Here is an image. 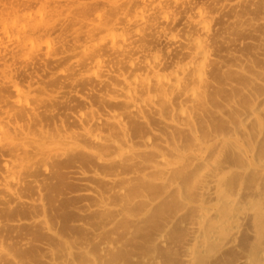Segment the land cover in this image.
Masks as SVG:
<instances>
[{
	"label": "rangeland",
	"instance_id": "obj_1",
	"mask_svg": "<svg viewBox=\"0 0 264 264\" xmlns=\"http://www.w3.org/2000/svg\"><path fill=\"white\" fill-rule=\"evenodd\" d=\"M259 97L264 0H0V264H264V179L221 180L257 199L240 228L222 214L217 239L198 249L186 227L198 212H183V199L199 200L209 173L239 165L231 147L213 150L209 173H175L181 193L138 179L166 178L139 166L155 160L148 145L167 155L190 142L161 117L190 112L187 125L213 144ZM263 104L262 130L248 120L234 143L257 159Z\"/></svg>",
	"mask_w": 264,
	"mask_h": 264
},
{
	"label": "bare ground",
	"instance_id": "obj_2",
	"mask_svg": "<svg viewBox=\"0 0 264 264\" xmlns=\"http://www.w3.org/2000/svg\"><path fill=\"white\" fill-rule=\"evenodd\" d=\"M203 14L200 12V17L199 18H202ZM208 25L209 24H203V26L205 28ZM111 35H113V33ZM201 41L203 42V40H199V39L196 41L197 56L201 57V60H202L198 64V68H196V74L198 75L197 78L199 79L198 81L200 83L202 82V79L204 77L203 76V74H204L203 72L205 71L204 70V66L206 65L205 62H206L207 57H208L207 56L208 54L206 55V52L207 51L204 52V50H203ZM32 43H33V41H32ZM258 82H260V81H258ZM252 83L253 84H256L257 83V80H254L253 79L252 80ZM178 85L180 86V84H178V82H177V86ZM18 88L19 87H17L16 90L20 93V90ZM196 92L197 91H195L193 89L191 96L196 97L197 96L196 95L197 94ZM248 93L250 94L251 92H248ZM192 101H193V99H192ZM262 103H264V98H262V99L260 97L259 98H256L254 100L253 107H251L247 112H245V113L241 114V116H239V123H240L239 127L238 128H237V126L236 127H234V126L231 127V131L233 132V135L230 138L226 137V135L223 136V137H221V138L218 137V138H216V140L214 141L213 144H212V141H211V144H209V143L206 142V140L204 138L203 139L205 141L202 138H200L199 134H197L199 131L197 132L196 130H194L195 126H194V128H192L190 126L191 123H192V120H190L191 118H188L189 117L188 114H190V112H188V110H187L188 114L185 112L186 110H183V109H180V110L177 111L178 114H179V116H180V121L181 122H178L177 121V123L176 122H173L172 123V121H171V117L172 116H171V117H169L170 118V123H169V118L168 117H167V120L165 118L163 119L161 117V121L163 122V124L166 126V128L169 131L170 130L171 131L174 130L173 132L179 131V132L185 133L186 135H189L187 137L188 139L190 138V140H189L190 142L189 143H186L185 141H183V139H182V141H183V144L186 143V145L187 144H191V141H192V146L185 148V147L179 145L180 142H182V141H179L178 144L174 142V144L172 146H167V155H166L165 153L160 152L161 151L160 148H159L160 151H158V150H155L154 148H152L150 145H148V147L146 148L148 151H146V152H147V154H151V156L155 157L154 162L147 163L145 161H142L143 159L138 160V164L142 168V170H144L146 172H150L153 176H155V175L166 176V178L161 179V180H158V179H155V178H151V177L149 178V177L143 176L142 174L145 173V172H143L141 174L142 176H139L138 179L141 180V181H143L146 184H149V185H156V184L157 185H160L161 184L162 187L164 188L163 189V192L165 190L166 191L165 192L166 194H170L171 192H175V193H181V192H183V186L184 185L181 182H179V180H181V179H179V180L177 178L175 180L172 179V177H173V175L175 173L183 172L184 170H186L189 167H191L193 170L197 171V173H200L201 171H206V173L208 171H212L213 170V166L211 165L210 155L213 152V150L219 149V146H221V147L222 146L231 147L234 151H236L239 154L238 155L239 158H240L239 165L234 166V167H232V166L231 167H226L225 169L222 168L224 170V172L226 171L227 173H223V174L222 173L221 174L219 173V174H217L214 171H212V173H209L208 172L209 175L211 176V178L208 181V183L205 185V187H203L200 190L202 192V193L201 192L200 193L203 196L202 197H199V198L198 197H195V199L198 198L199 200L190 201V200H187V199H183V205H184L183 212H187V213L188 212L190 213V211H193V212H196L197 211L198 212L196 214V217H194L195 219L193 220V223H191V224H186L185 223V224H186V227H187V225L188 226L190 225L187 228L190 231H192V233L196 236L195 237L196 241H198V243L201 242V243H199V245L202 244L203 248H204V244L206 243V241L208 242V240H209L208 237L210 235H212L211 237L214 238V237H217L218 234H220V233H218L216 235L215 233L219 230V227L222 228V224L221 223L224 221L222 219L224 216H225V221H228L227 222V225L229 223V224H231L230 227H234L235 229H237L239 227V226H237V224H239V223L241 224L243 222V220L245 219V217L248 216V215H250V213L247 210L245 212V209H246L245 206L250 205L251 204V201L257 200L255 197H245V196H243V189L240 186L238 188L233 189L232 191H228L226 189H222L220 187V183H221V180L224 177H226V176H230L232 178H233V176H235L237 178H243V179L246 178V177H248V176H251V177H253L255 179H260V180L264 179V158L263 159H257L253 155H251L250 152L243 151L244 148H240V147L239 148H235L234 147V143L238 141V138H237V135H238L237 133H239L238 132V129L240 130L241 128H244V127H242V124H244L246 121L252 120V122H254V123L256 122L257 124H259V129L262 130V128H263L262 125H261L262 122L261 123L259 122V120H261V119L259 118V120H258V117L259 116L261 117V115L257 116V113L260 111V110L258 111V107ZM262 106L264 107V104ZM181 108L186 109V107H184V106H182ZM175 118L176 117L174 116V119ZM187 121H190L191 123L189 122L190 124L187 125L188 124ZM171 131H170V133H171ZM184 140H186V138ZM210 140H211V137H210ZM164 141H167V140H164ZM240 141H242V140H240ZM147 142L149 143L150 142V139ZM165 143H167V142H165ZM237 143H239V142H237ZM242 144L243 143H241L240 145H242ZM237 145L240 146L239 144H237ZM244 146L245 145L243 144V147ZM163 150L164 149H162V151ZM137 152H141V151H137ZM143 152H145V151H143ZM139 156H141V155H139ZM147 160H149V159H147ZM100 161H102V160H100ZM138 171L140 172L141 170H138ZM219 172H220V170H219ZM242 182H243V180H242ZM240 185H241V183H240ZM184 191H185V189H184ZM165 193H164V195H165ZM181 196L183 197V193H182ZM142 202H143V204L146 207H152L154 201L152 202L151 200L145 199V200H142ZM205 202L206 203L217 202V203L213 204V205H217V207H216L217 212H214V210H212V208L214 207L212 205H211L212 208L210 207L211 209L208 206V208L210 210L208 208H205ZM256 203H257V201H256ZM256 203H254V204L252 203L253 204V208L256 207V205H255ZM249 207L251 208L252 206H249ZM250 208H248V209H250ZM243 209H244V212L245 213L243 212ZM240 211H242V213ZM182 213H180V214H182ZM180 214H178V215H180ZM222 214H223V216H222ZM220 215L222 216L221 219H220V217H221ZM128 216H130V215H128ZM130 219H132V218H130ZM220 220H223V221H220ZM189 222H191V221H189ZM172 223H173V221H172ZM227 227H229V226H227ZM227 227H226V229H228ZM229 229L227 230L228 232L231 231V229L230 230ZM207 231H209V232H207ZM230 233H232V232H230ZM227 234H229V233H227ZM214 235H216V236H214ZM232 235H233V233H232ZM219 237H220V235H219ZM162 238H165V237H159V240H158L161 244H163V242L161 241V240H163ZM213 238H212L211 241H213L214 239H217V238H214V239ZM230 238H231V236H230ZM203 241L205 242L204 244H203ZM215 241H217V240H215ZM166 243H167V241H166ZM209 245L207 243V249H208V246ZM195 246L197 248V245H195ZM202 246L200 245V247H198V249H203V248H201ZM188 248H189V246H188ZM191 248H194V247L191 246ZM196 248H195V250H196ZM188 251H189V249H188ZM198 251L200 252L198 255L199 256H202L201 253H204V252L206 253L207 250H204V251L201 250L203 252H201L200 250H198ZM193 253H192V256H193ZM195 255H196V253H195ZM193 260H194V258H193ZM261 260H263V259H261Z\"/></svg>",
	"mask_w": 264,
	"mask_h": 264
}]
</instances>
